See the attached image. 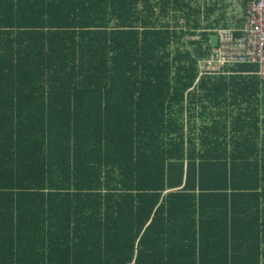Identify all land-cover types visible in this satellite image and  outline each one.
<instances>
[{
  "label": "trees",
  "instance_id": "trees-1",
  "mask_svg": "<svg viewBox=\"0 0 264 264\" xmlns=\"http://www.w3.org/2000/svg\"><path fill=\"white\" fill-rule=\"evenodd\" d=\"M251 1L0 0V264H264Z\"/></svg>",
  "mask_w": 264,
  "mask_h": 264
},
{
  "label": "built area",
  "instance_id": "built-area-1",
  "mask_svg": "<svg viewBox=\"0 0 264 264\" xmlns=\"http://www.w3.org/2000/svg\"><path fill=\"white\" fill-rule=\"evenodd\" d=\"M219 45L200 62V74H210L237 64H253L264 78V0H252L242 25L219 31Z\"/></svg>",
  "mask_w": 264,
  "mask_h": 264
},
{
  "label": "rangeland",
  "instance_id": "rangeland-1",
  "mask_svg": "<svg viewBox=\"0 0 264 264\" xmlns=\"http://www.w3.org/2000/svg\"><path fill=\"white\" fill-rule=\"evenodd\" d=\"M231 3H232V6H231L230 10H228L227 15L229 16V18H231V19L235 18V20H236L237 17L242 16V13L240 11H238V7H240L241 5L239 3V0H231ZM234 25H237V24H234ZM240 25H242V24H240ZM212 41L216 44L218 41L217 36L213 37Z\"/></svg>",
  "mask_w": 264,
  "mask_h": 264
},
{
  "label": "bare ground",
  "instance_id": "bare-ground-1",
  "mask_svg": "<svg viewBox=\"0 0 264 264\" xmlns=\"http://www.w3.org/2000/svg\"><path fill=\"white\" fill-rule=\"evenodd\" d=\"M260 77H261V76H260ZM261 79H264V78L261 77Z\"/></svg>",
  "mask_w": 264,
  "mask_h": 264
}]
</instances>
